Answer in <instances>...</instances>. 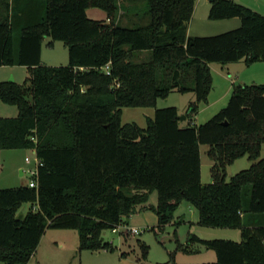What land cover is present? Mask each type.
<instances>
[{
  "label": "trees",
  "instance_id": "1",
  "mask_svg": "<svg viewBox=\"0 0 264 264\" xmlns=\"http://www.w3.org/2000/svg\"><path fill=\"white\" fill-rule=\"evenodd\" d=\"M194 3L0 0V66L28 72L22 83L0 81V102L18 111L0 117V151L34 149L42 162L36 188L0 189V263L27 264L46 229L76 231L80 251L112 252L103 231L125 223L155 191L156 204L146 208L157 217L155 228L188 202L199 226L240 232V242L188 237L214 251V264H264V83L233 85L219 112L202 125L192 121L208 102L210 64L264 62V14L211 0L209 20L238 19L239 26L192 37ZM90 8L103 10L106 20L89 19ZM122 17L131 27L119 25ZM44 38L48 46L63 43L65 66L41 64ZM146 51V59H136ZM171 92L194 95L185 128L174 106L155 108L145 128L122 124L124 108L156 107ZM202 145L212 161V182L204 186ZM243 156L250 166L225 181L226 167ZM137 244L142 262L148 248Z\"/></svg>",
  "mask_w": 264,
  "mask_h": 264
},
{
  "label": "rangeland",
  "instance_id": "2",
  "mask_svg": "<svg viewBox=\"0 0 264 264\" xmlns=\"http://www.w3.org/2000/svg\"><path fill=\"white\" fill-rule=\"evenodd\" d=\"M140 8V5H139ZM88 18L101 20L106 19V14L103 10L97 8L87 9ZM132 17V16H131ZM130 17V18H131ZM122 27H131V24L127 22V19L119 23ZM49 38H44L41 45V62L46 66H65L68 62L67 58V49L64 47L61 41L52 42L51 46H48ZM148 57V55L146 54ZM239 62V61H238ZM241 64V65H238ZM212 63L211 64V75L214 81L215 89L210 96V103H202L199 105V110L195 116L192 117V121L196 125H202L204 122L208 121L215 115L217 112L223 108L230 96L229 86L230 82L233 80L235 84L242 83L245 81L247 84H253V81L260 80L264 82V69L263 68H253L242 65V63ZM230 65V68H226ZM235 65V66H234ZM238 65V66H237ZM240 73V80L236 79V76ZM28 76L26 67L23 66H0V81H13L14 83H22ZM260 78V79H258ZM256 79V80H254ZM194 101V95L192 93H184V95L171 92L165 99H158L156 107H129L122 110L121 119L122 124L136 123L139 127L145 128L146 118L153 117L155 108H166L168 106H176L178 110V116L182 117L187 110V107L190 102ZM0 104L5 105V107H13L11 109H17L15 106H7L0 102ZM17 116V115H16ZM15 116V117H16ZM8 117V116H6ZM10 117V116H9ZM189 119H184L179 122L181 128H185L188 125ZM208 147L207 145L200 146L199 154L201 159V184H209L212 182V178L209 173V169L212 165V161L209 159L207 154ZM28 157L31 159V164L26 163L23 159ZM260 158H264V144L260 149ZM32 154L28 150H2L0 151V189L3 188H15L20 187L21 184H27L28 176L23 174L19 176V170L23 169L25 172L27 169L32 168ZM251 162L246 156L240 157V159L235 160L232 164L226 167V178L225 181H229L232 176L239 173L241 170L246 169L250 166ZM157 202V193L153 191L150 195L148 205L150 203ZM29 207V204H23L21 207L22 212H25ZM145 215V225L141 227L137 223L128 222L127 225H119L118 231L113 232V230H105L102 233V237L105 242H108L114 251L108 253L100 254H91L87 253L83 256L82 264H117L118 255L121 252L128 253L127 256L122 257L123 259H129L123 261L121 264H130L132 261H135L139 264H168L170 261L171 255H173L174 262H179L180 260H193L203 259L206 261H213L215 259V254L213 250L207 249L196 241H191L189 237L192 235L199 236L200 238L206 239H230L227 237L224 231H230L228 233H236L237 237L233 240L234 242H240V232L236 229H218L212 227H201L197 224L198 213L188 202H181L174 213L172 221L169 222L166 226L161 228V230L156 227V215L153 211L147 210ZM140 214V213H137ZM134 216V214L132 215ZM137 216V215H135ZM140 218V217H139ZM130 221V219H129ZM134 223V224H133ZM135 227L141 230L140 234L137 235H127V227ZM46 234L43 238L40 247H43L45 242H56L58 238L62 237L59 234H75L76 231L68 230L63 231L46 229L44 231ZM43 234V235H44ZM43 237V236H42ZM41 237V239H42ZM67 243L72 241L75 243V237L72 239L70 236H67ZM176 240H178L180 246H178ZM137 241H141L147 248L148 253L145 261L140 262L137 259H141V248L138 247ZM191 242V243H190ZM189 243V244H188ZM57 249V245H53ZM188 252H184L188 250ZM56 255L59 253L57 249ZM184 250V251H182ZM177 251V252H176ZM88 252V251H87ZM79 260V254L77 256ZM32 257L30 258L31 264L33 263ZM209 259V260H208ZM28 261V262H29ZM131 261V262H128ZM27 262V263H28ZM2 264V263H0Z\"/></svg>",
  "mask_w": 264,
  "mask_h": 264
},
{
  "label": "crops",
  "instance_id": "3",
  "mask_svg": "<svg viewBox=\"0 0 264 264\" xmlns=\"http://www.w3.org/2000/svg\"><path fill=\"white\" fill-rule=\"evenodd\" d=\"M120 1H122V0H120ZM210 1L211 0H195L193 14L191 16V19L187 23V26H188L187 35L188 36H192V37L214 36V35H219V33H222V32H226V31L236 29L239 26V20L238 19H228V20H219V21L209 20L208 19V12H209V8H210L209 7ZM234 1L238 2L241 5H244L245 7L252 9L253 11H257L261 14H264V0H234ZM121 13H123V11ZM124 18L125 17H122L121 21H123ZM126 19L127 18H125V20ZM101 20H104V19H101ZM146 54L149 55L148 51L139 54L136 59L137 60L146 59L147 58ZM41 55H42V52H41ZM40 62H41V60H40ZM239 62L242 63V65H245V63L242 60ZM239 62H237V64ZM41 64H43V63L41 62ZM238 65H241V64H238ZM229 66L230 65H228V67H226V68L227 69L230 68ZM253 67L264 69V62H257L256 64L251 65L249 67V69L250 68L252 69ZM256 68H253L252 71H254V69H256ZM210 69H211V64H210ZM240 78L241 77H240V73H239L236 76V79L240 80ZM258 79H260V78H258ZM254 80H256V79H254ZM212 81H213V79H212ZM253 82H254L253 84L262 83V81H260V80L253 81ZM239 84L251 85V84H247L245 81H243L242 83H239ZM233 85H237V84H235V82L232 80L230 82V86H229L228 91H232ZM214 89H215V86H214V81H213L212 89H211V91L207 97V99H208L207 104L210 103L209 98L211 96V93H213ZM7 106H10V105H7ZM174 107H176V106H174ZM11 108H13V107H5V105L0 104V117H6V116L15 117L17 115L18 111H17V109H11ZM176 109H177V107H176ZM177 112H178V110H177ZM199 149H200V147H199ZM200 167H201V159H200ZM24 173L25 172L23 171V169L19 170V176L20 177ZM21 185H24V184H21ZM152 193L153 192H151L150 195ZM149 199H150V196H149ZM149 199H148V201H149ZM148 201H147V203L138 205L136 207V212L133 213L134 216H132L133 215L132 214L130 216V218L125 220L124 221L125 223H122V224L127 225L128 222L132 223L134 221V223H137L141 227L146 226L145 221H144V219H145L144 217L146 215V212H149V211H147L148 209H146V208L155 205V203H152V204L150 203V205H148ZM137 213H140V214H137ZM135 215H137V216H135ZM129 219H130V221H129ZM156 223H157V221H156ZM226 230H229V229H226ZM63 231H68V230H63ZM228 232H230V231H224L222 233L223 234L225 233L226 235H228L227 237H229L232 240H234L235 237H237L236 233H228ZM45 235L46 234L43 235L38 247L36 248V252L32 256V259H33L32 264H82L83 256H85L87 253H91V254H95V255L100 254V253H108V251H98L96 253L95 252H89V251L88 252L87 251H80L77 248V245H78L77 233L75 234L76 236H74V234H59L62 237V239L59 237L58 240L54 243L51 241L45 242V243H43V247L42 246L40 247L41 242H42L43 238L45 237ZM67 236H70L72 239L75 237V243L72 241L71 243L68 244L67 240H65V238L67 239ZM196 237L204 240L203 238H200L199 236H196ZM176 242L180 246L178 240H176ZM57 244H58L57 249H59L58 255H56V252H58V250L56 249L55 246H53V245H57ZM182 251H184V250H182ZM188 251H189V249L184 251V252H188ZM78 254H79V260H77ZM127 260H129V259H123L120 255H118L117 264H121L123 261L125 262ZM193 261H195V262H192L191 260L189 261V259L188 260L182 259L177 263V262H174V258H173L174 264H214L215 259H213V261H206V260L199 258V259L193 260ZM128 262H131V261H128ZM27 264H31V262L29 261ZM130 264H139V263L132 261ZM163 264H164V262H163Z\"/></svg>",
  "mask_w": 264,
  "mask_h": 264
},
{
  "label": "built area",
  "instance_id": "4",
  "mask_svg": "<svg viewBox=\"0 0 264 264\" xmlns=\"http://www.w3.org/2000/svg\"><path fill=\"white\" fill-rule=\"evenodd\" d=\"M30 151V153L32 154V159H33V161H32V168H29V169H27L26 171H25V174H27V176L29 177L28 178V186L29 187H31V188H36V186H37V177H36V175H37V170H38V168H39V166H41L42 165V162H41V160L40 159H38L37 157H36V155H35V150L34 149H32V150H29ZM24 159H25V162L26 163H29V164H31V159H29L28 157H24ZM118 227L119 226H116L114 229H113V232H117L118 230ZM126 230H127V235H129V234H133V235H137V234H140L141 233V230H139L138 228H135V227H127L126 228Z\"/></svg>",
  "mask_w": 264,
  "mask_h": 264
},
{
  "label": "water",
  "instance_id": "5",
  "mask_svg": "<svg viewBox=\"0 0 264 264\" xmlns=\"http://www.w3.org/2000/svg\"><path fill=\"white\" fill-rule=\"evenodd\" d=\"M178 118H179L180 121H182V120L185 119L183 116H182V117L179 116ZM18 214H19V215H18V218H19V219H22V217H23V215H24L23 212H22V210H21Z\"/></svg>",
  "mask_w": 264,
  "mask_h": 264
}]
</instances>
